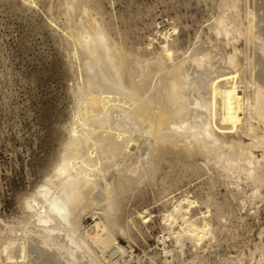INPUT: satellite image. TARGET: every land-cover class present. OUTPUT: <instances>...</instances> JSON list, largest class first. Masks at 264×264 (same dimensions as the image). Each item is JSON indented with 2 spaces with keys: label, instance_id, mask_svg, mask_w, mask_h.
Instances as JSON below:
<instances>
[{
  "label": "bare ground",
  "instance_id": "bare-ground-1",
  "mask_svg": "<svg viewBox=\"0 0 264 264\" xmlns=\"http://www.w3.org/2000/svg\"><path fill=\"white\" fill-rule=\"evenodd\" d=\"M63 3L64 35L80 72L76 109L68 141L21 202L19 221L0 220V264L133 263L134 233L152 214L122 220L121 199L166 165L202 164L217 183L233 186L243 207L248 193L263 199L264 0H220L214 22L186 49L163 33L158 48L152 38L143 51L115 40L91 0ZM171 203L161 213L164 241L172 238L182 252L186 241L196 248L213 236L209 200L200 218L196 200ZM254 249V264H264V241ZM169 256L164 247L149 264H172Z\"/></svg>",
  "mask_w": 264,
  "mask_h": 264
},
{
  "label": "rangeland",
  "instance_id": "rangeland-1",
  "mask_svg": "<svg viewBox=\"0 0 264 264\" xmlns=\"http://www.w3.org/2000/svg\"><path fill=\"white\" fill-rule=\"evenodd\" d=\"M63 2L0 0V220L9 224L19 221L21 202L50 174L61 146L68 141L66 128L76 109L74 91L80 72L64 35L68 22ZM219 3L220 0H91L90 5L99 7L115 40L143 51L152 38L153 47L158 48L163 33L170 34L186 49L214 22ZM183 165L164 166L165 170L154 179L134 184L121 199L122 220L144 209L153 215L147 228L143 226L140 233H134L132 248L137 259L130 264L139 260L149 264V256L159 261L164 247L173 255L169 256L172 264H228L237 262L239 256L241 264H254L258 257L254 247L264 241V197L251 200L248 193L243 207L233 186L217 183L207 167ZM184 196L197 201V209L193 210L197 218L200 211H207L205 203L209 200L208 219L214 234L196 248L186 241L181 252L172 238L163 240L167 232L161 213ZM83 223L88 227L94 224L93 212H87ZM119 242L128 245L123 238Z\"/></svg>",
  "mask_w": 264,
  "mask_h": 264
}]
</instances>
